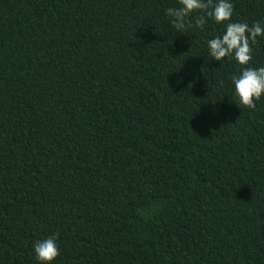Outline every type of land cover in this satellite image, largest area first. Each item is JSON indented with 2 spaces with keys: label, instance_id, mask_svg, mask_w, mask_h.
Returning a JSON list of instances; mask_svg holds the SVG:
<instances>
[{
  "label": "trees",
  "instance_id": "trees-1",
  "mask_svg": "<svg viewBox=\"0 0 264 264\" xmlns=\"http://www.w3.org/2000/svg\"><path fill=\"white\" fill-rule=\"evenodd\" d=\"M177 3L0 0V264L48 236L54 264H264V96L237 102L223 24L177 32Z\"/></svg>",
  "mask_w": 264,
  "mask_h": 264
},
{
  "label": "clouds",
  "instance_id": "clouds-1",
  "mask_svg": "<svg viewBox=\"0 0 264 264\" xmlns=\"http://www.w3.org/2000/svg\"><path fill=\"white\" fill-rule=\"evenodd\" d=\"M197 14L194 20H190ZM165 15L172 27L183 33L186 27L194 26L201 30L212 20L223 24L224 30L207 40V52L212 60L222 62L225 58L234 59L242 67L239 74L230 77L231 88L237 102L255 109L256 102L264 96V66H247L253 59L252 45L257 38H264V22H234L232 0H178L176 6L167 7ZM32 251L37 264H54L60 255V247L55 236L36 240Z\"/></svg>",
  "mask_w": 264,
  "mask_h": 264
}]
</instances>
